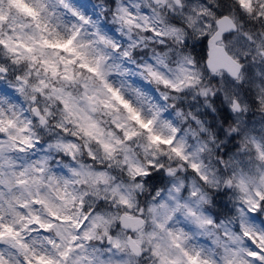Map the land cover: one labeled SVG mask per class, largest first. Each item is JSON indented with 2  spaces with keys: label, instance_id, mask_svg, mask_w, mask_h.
I'll use <instances>...</instances> for the list:
<instances>
[{
  "label": "snow or ice",
  "instance_id": "obj_1",
  "mask_svg": "<svg viewBox=\"0 0 264 264\" xmlns=\"http://www.w3.org/2000/svg\"><path fill=\"white\" fill-rule=\"evenodd\" d=\"M0 264H264V0H0Z\"/></svg>",
  "mask_w": 264,
  "mask_h": 264
},
{
  "label": "trees",
  "instance_id": "obj_2",
  "mask_svg": "<svg viewBox=\"0 0 264 264\" xmlns=\"http://www.w3.org/2000/svg\"><path fill=\"white\" fill-rule=\"evenodd\" d=\"M201 55H205L206 54V50H201V49H199V51H198Z\"/></svg>",
  "mask_w": 264,
  "mask_h": 264
},
{
  "label": "rangeland",
  "instance_id": "obj_3",
  "mask_svg": "<svg viewBox=\"0 0 264 264\" xmlns=\"http://www.w3.org/2000/svg\"><path fill=\"white\" fill-rule=\"evenodd\" d=\"M197 51H199V49H197Z\"/></svg>",
  "mask_w": 264,
  "mask_h": 264
}]
</instances>
